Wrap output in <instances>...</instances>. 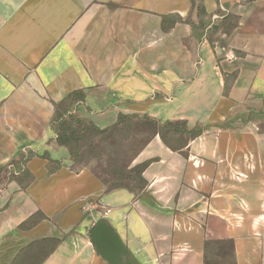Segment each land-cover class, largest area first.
Listing matches in <instances>:
<instances>
[{"label": "crops", "instance_id": "1", "mask_svg": "<svg viewBox=\"0 0 264 264\" xmlns=\"http://www.w3.org/2000/svg\"><path fill=\"white\" fill-rule=\"evenodd\" d=\"M75 91L98 129L200 134L152 136L145 187L107 190L50 127ZM16 159L31 182L0 185V264H264V0H0V166Z\"/></svg>", "mask_w": 264, "mask_h": 264}, {"label": "trees", "instance_id": "2", "mask_svg": "<svg viewBox=\"0 0 264 264\" xmlns=\"http://www.w3.org/2000/svg\"><path fill=\"white\" fill-rule=\"evenodd\" d=\"M199 10V8H198ZM202 15V13L199 11V15ZM220 27L214 26L210 28L208 40L211 45V47L214 46V43L217 40V34L219 32ZM235 75L233 77H230L231 80L234 79ZM225 80H227V77L225 75ZM230 88V84L228 82H225L224 86V95H227V92ZM84 96L81 91H75L70 93L67 97H65L63 100H61L58 103H52L53 105V116L50 121V127L54 131L56 135V141L59 146H62L66 148L69 152V158L71 161H74V159H80L81 156L85 153V148L87 150V147H83L80 144L81 139L83 136H85L87 133L91 134L93 136L90 144L97 143L100 141V139L103 138L111 129L117 128L127 122H138V123H148L150 126L155 127V133L154 135H159L162 141L171 149L178 150L180 145L184 144L188 138H194L197 137L200 134V130L195 128L192 130H188L186 127V124L182 121H176V122H164L160 123L159 121L152 119L148 116H119L116 123L109 128L106 129H98L91 123H85L84 121L78 119L74 115H72V107L77 106L79 103L83 102ZM69 115L68 118H65L66 115ZM153 135V136H154ZM172 138L177 144L176 146L171 145L168 142V138ZM147 143V142H146ZM145 143V144H146ZM89 144V147H91ZM145 144L142 146V148L145 146ZM141 148V149H142ZM140 149V150H141ZM139 150V151H140ZM139 153V152H138ZM47 158L48 161V170L49 172H52L53 170L57 169L58 163ZM56 168L53 167V165H56ZM148 163H143L140 167L139 173H140V186L139 188H129L126 186H114L113 187H107V190H114V189H127V190H142L145 187V182L142 179V172L146 168ZM81 170V169H79ZM78 171V170H77ZM17 183L24 182V184H29L31 182V176L25 171L23 174L17 175V177L14 179Z\"/></svg>", "mask_w": 264, "mask_h": 264}, {"label": "rangeland", "instance_id": "3", "mask_svg": "<svg viewBox=\"0 0 264 264\" xmlns=\"http://www.w3.org/2000/svg\"><path fill=\"white\" fill-rule=\"evenodd\" d=\"M72 108V115L85 123H90L77 116L75 111L77 106ZM68 117L69 115L67 114L65 118ZM155 129V127L150 126L146 122L142 124L127 122L117 128L111 129L99 142H92L91 144L93 136L87 133L80 141V144L83 147H87V150L85 148V153L80 159L71 161L69 158L71 162L70 167L76 171L86 168L96 161L101 164L105 172L112 178L107 187H113L114 185L139 188L141 185L139 170L143 163L135 164L134 160L142 146L152 138ZM168 142L173 146L177 144L171 137L168 138ZM89 144L91 147H89ZM24 161L25 159H16L0 166V185H6L20 173L23 174L25 172L22 168ZM56 166L57 164L53 165L55 168Z\"/></svg>", "mask_w": 264, "mask_h": 264}]
</instances>
